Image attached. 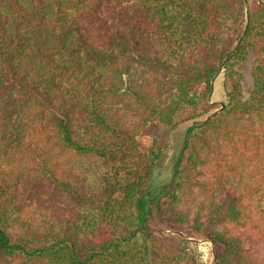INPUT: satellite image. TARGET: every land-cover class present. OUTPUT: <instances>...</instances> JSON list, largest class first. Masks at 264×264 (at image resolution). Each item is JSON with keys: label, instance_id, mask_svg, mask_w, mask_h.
Returning a JSON list of instances; mask_svg holds the SVG:
<instances>
[{"label": "trees", "instance_id": "16d2710c", "mask_svg": "<svg viewBox=\"0 0 264 264\" xmlns=\"http://www.w3.org/2000/svg\"><path fill=\"white\" fill-rule=\"evenodd\" d=\"M159 225L264 264V0H0V264H201Z\"/></svg>", "mask_w": 264, "mask_h": 264}, {"label": "rangeland", "instance_id": "374dc122", "mask_svg": "<svg viewBox=\"0 0 264 264\" xmlns=\"http://www.w3.org/2000/svg\"><path fill=\"white\" fill-rule=\"evenodd\" d=\"M252 66L253 59H250L246 63L243 73L244 78L242 83V92L244 97L248 96L249 91L253 86ZM223 79V76H219L214 82L215 88L213 99L217 104L222 103L224 98ZM188 128L189 125H184L179 127L175 131H171L168 127L157 124L145 130L138 137V146L140 151L143 153H147L152 145V141L154 138H157L163 134H170L172 136L171 145L155 165L152 187L154 190H157L156 195L159 193V188L165 185L172 176L173 167L180 155L182 141L184 136L187 134ZM85 173V181L87 185H91L92 181L95 178L94 167H88L87 169H85ZM157 234L171 235L172 237L181 240L183 246L201 264H214L215 255L213 252V245L210 241L191 235L189 232L181 229H172L168 225H159Z\"/></svg>", "mask_w": 264, "mask_h": 264}, {"label": "water", "instance_id": "95a60500", "mask_svg": "<svg viewBox=\"0 0 264 264\" xmlns=\"http://www.w3.org/2000/svg\"><path fill=\"white\" fill-rule=\"evenodd\" d=\"M223 107H224V105H223ZM212 117H209L207 120H209V119H211Z\"/></svg>", "mask_w": 264, "mask_h": 264}]
</instances>
